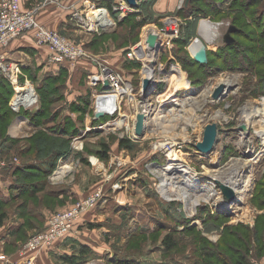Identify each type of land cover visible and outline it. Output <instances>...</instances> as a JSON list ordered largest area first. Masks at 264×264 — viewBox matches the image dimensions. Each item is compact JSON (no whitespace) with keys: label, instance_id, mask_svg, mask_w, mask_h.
<instances>
[{"label":"rangeland","instance_id":"rangeland-1","mask_svg":"<svg viewBox=\"0 0 264 264\" xmlns=\"http://www.w3.org/2000/svg\"><path fill=\"white\" fill-rule=\"evenodd\" d=\"M32 1L38 4L45 0ZM101 1H86L84 7L72 0L70 16L78 8L90 19L104 9L113 18L110 10L98 6ZM141 1L142 8L133 11L137 13L122 22L117 20L113 28L89 30L80 25V30L62 32L82 46L87 56L65 66L48 60L41 70L32 67L37 79L20 75L21 86L29 89L26 93L12 85L13 92L8 94L6 86L0 85V175H10L9 185H14L18 176L13 171L15 165L41 164L48 159L44 170L27 167L33 171H29L31 175L23 172L18 176L33 185L21 196L3 202L0 194L3 224H11L10 219L17 217L22 221L14 236L21 240L19 254L24 242L46 228L53 213L101 192L102 197L90 208L94 218L82 221L70 236L75 240L65 247L68 254L77 252L75 264H221L212 255L221 249L233 257L246 249L252 264H264V250L258 244L264 235V18L260 14L264 0ZM172 21L175 31L165 32ZM204 22L219 34L213 45L201 34ZM168 34L171 37L165 42ZM196 39L209 51L206 62L197 61L193 55L190 44ZM152 44L159 51L156 82L142 97L154 107L145 114L144 133L139 136L134 120L143 112V58ZM130 51L137 52L132 59ZM126 57L131 59L129 63H124ZM246 61L247 68H237ZM51 66L59 67L58 78L46 86L44 80L52 72ZM102 67L124 75L131 84L133 99L126 96L113 117L104 116L97 128H87L94 118L96 92L102 87L95 89L89 76ZM231 74L232 83L219 97H213L219 79ZM167 91L169 96L160 98ZM21 92L25 103L35 101L31 92H38L36 101L44 115L36 128L27 125L34 122L31 111L22 104L15 111ZM62 116L64 121L71 118L68 131L49 130V123L58 122ZM46 119L50 121L44 122ZM21 122L27 130L18 132L15 127ZM209 124H216L217 135L212 150L204 152L197 146L203 142ZM242 137L252 139L253 153L238 142ZM238 159L252 163L248 192L242 199L235 196L225 203L228 200L220 183L213 181V174ZM174 163L186 166L197 185H207L221 197L217 198V193L200 200L193 210L190 201L179 199L168 184L166 192L159 190V171L166 170L175 175L176 182L184 183L183 172L173 167ZM32 188L38 190L31 193ZM212 216L216 218H209ZM168 235L176 242L174 249L163 242ZM5 245L13 248V241ZM81 248L86 252H79Z\"/></svg>","mask_w":264,"mask_h":264},{"label":"built area","instance_id":"built-area-1","mask_svg":"<svg viewBox=\"0 0 264 264\" xmlns=\"http://www.w3.org/2000/svg\"><path fill=\"white\" fill-rule=\"evenodd\" d=\"M50 4L62 7L67 6L64 0H45L43 3H38L30 8L24 6L23 0H0V47H6L13 40L24 34L30 33L34 37V41L38 46H44L49 50V60L51 63L66 65V63H74L84 56H87L82 46L62 35L59 30L46 26L41 21L39 11L42 10L44 6ZM134 9L135 8L131 7L126 0H115L114 10L118 13L117 20L123 19L130 12L134 11ZM76 10L73 12V18L77 19L81 26H85L89 30H96L99 26L103 29H109L113 28L117 23V20L110 17L108 13L107 19L109 22H107V19H104L101 15V12L105 11L104 9L98 11L96 15L90 19L85 18L82 10H79L78 8H76ZM167 40L169 39L167 38ZM135 54L130 51L129 57L132 59ZM0 70L11 81L14 89L17 90L18 88V91H23V87L20 84V75L22 74L20 64L11 60L9 61L4 57V55H0ZM89 77L90 84L95 87V89L96 86L98 87V85H102L99 90L100 92H96V104L105 103L115 106L116 114L120 110L126 96H130L126 93H122L121 91L123 85H125L128 80H126L124 75L119 71L108 67H102L99 71L92 72ZM152 80L153 82H156L154 79ZM26 81L29 83V80ZM106 81H108V84H106ZM141 82L143 85V80ZM116 88L119 89V92L123 95L120 99V106L117 105L118 98L116 96L111 98L112 95L115 94L114 90ZM31 94L32 99H35L32 103H30L31 101L29 103H25L23 97L16 99L17 102L20 101L19 104H16L15 102L16 112L19 111L18 108H20L21 104L26 110L31 112H34V109L39 108L36 101V99H38V97L36 98V96H38V92H31ZM142 96H144L143 89H141L140 97L144 99ZM131 99H133V97ZM143 112L146 114L145 111ZM114 115L111 116L105 114L104 116L113 117ZM97 125L98 124L94 126L89 125L87 128H97ZM126 127L130 128L128 123H126ZM170 155L171 152H169V159L171 158L172 160ZM101 197V192L93 193L84 200L76 203L73 207L56 211L50 216L45 229L37 232L24 242L16 260H13L8 256L1 255L0 264H37L38 252L45 248H52L57 243L70 237L77 227H79V224L82 223L84 214L89 211ZM220 205H222V203Z\"/></svg>","mask_w":264,"mask_h":264},{"label":"crops","instance_id":"crops-1","mask_svg":"<svg viewBox=\"0 0 264 264\" xmlns=\"http://www.w3.org/2000/svg\"><path fill=\"white\" fill-rule=\"evenodd\" d=\"M26 1L27 0H23L24 5L26 4ZM71 1L72 0H65V2L68 4L66 7L57 6L54 4L43 7V9L39 11V17L41 21L46 26L59 30L61 33L68 32L71 30L74 31L80 30L81 28L80 23L76 20H73V17L70 16L71 12L68 7ZM86 1L89 0H76L77 4L81 6H84V3ZM36 3H34L32 0L28 2L29 6L32 4L31 5L32 7L35 6ZM84 9L85 11L87 10L86 8ZM0 55H4V57L9 61L11 60L20 64L22 75H24L26 79L29 78L37 79V74L35 70L32 69V67H36L37 68L36 70H41L42 69L41 66L44 64V62L45 61L48 62L50 52L46 47L38 46L35 43L32 34L27 33L13 40L8 46L0 47ZM51 67H52V72L49 74L56 75L57 74L56 68L58 69L59 67L58 66L56 67L51 66ZM32 113H35V111ZM21 117L23 116L20 115V118ZM62 120H64V116L60 118V121ZM25 125L26 124H23V122H21L20 124L17 125L18 126L17 128L15 127V129L16 130L18 129V132L26 131L27 129H25ZM27 125L28 128L33 129L36 128L38 124L33 122V125H31L30 122L29 123L27 122ZM53 125H55L54 122L49 123V126H53ZM64 125L65 123L62 126ZM10 177H11L10 175L8 176V178L5 177L4 175H0V194L2 195L3 202L12 201L20 193V188L16 187V185H12V183L11 185H9L8 180H11ZM91 218H94V213L91 212V210H89L84 214L82 220L87 221ZM14 220L10 219V221H12L11 224L9 223L7 224L6 222V224H2L0 226V256L1 255L8 256L9 258L16 260L18 258V249L20 247L19 243L21 240H19L14 236L17 234L18 230L20 229L22 221L18 219V217L15 218ZM74 240H75L74 237H68L62 240L61 242H59L57 245H55L52 248L42 249L37 254V264H58L57 261H63L66 264H70L68 261L64 260L63 256L68 255L69 252H67L65 247L70 243V241H74ZM12 241H13V248H11L12 246L8 248L5 244L11 243ZM72 245H74V243H72ZM72 253L76 254L77 252H72Z\"/></svg>","mask_w":264,"mask_h":264},{"label":"bare ground","instance_id":"bare-ground-1","mask_svg":"<svg viewBox=\"0 0 264 264\" xmlns=\"http://www.w3.org/2000/svg\"><path fill=\"white\" fill-rule=\"evenodd\" d=\"M101 15L104 17V19H107V17H108V15L105 11H102ZM107 22H109L108 19H107ZM174 23L175 22L172 21L167 26L165 32L171 33L173 31H175V29L173 27ZM201 28H202L201 34H203L204 36H206V38L208 40H210L209 41V42H211L210 44H212V45L215 44V39L219 34L214 29L209 28L208 22H204L203 26H201ZM209 34H210V36H209ZM170 37L171 36L169 34L166 35L164 38V41L166 42L167 38L170 39ZM201 45H202V42L199 39H196L190 44V47L192 48L193 52H195ZM158 52H159L158 48L155 44H152V45L147 47L146 54L144 55V58H143L144 65H143L142 69L144 70V74L142 76V80L144 77H149V76L152 79H154L155 66H156L154 61L157 59ZM232 76H234V74H231L228 77L220 78L218 85L223 84V85H225V87L229 86L233 80ZM172 83L176 84V81H172ZM141 85H142V82H141ZM20 90H21V88H20ZM28 90H29L28 88L23 87L24 93H26ZM114 91H115V94H113L111 98H114V96H116L118 98V104L117 105L119 106L120 99L123 95L119 92V89H117V88ZM121 91H122V93L132 95V88H131L130 82L127 81V83L125 85H123V88L121 89ZM24 93L21 92V94H20L23 98H25V96L23 95ZM168 94H169L168 91L166 93H162L160 95V98L162 96L167 97V96H169ZM170 94H172V93H170ZM20 95H18V96H20ZM144 95L147 96L146 93ZM19 103H20V101L19 102L16 101V104H19ZM140 106H141V109H143V111L146 112V114H148L154 107L153 103L149 99H144V102L141 103ZM37 110H38V108L34 109V111H37ZM136 120H137V115H136ZM136 120H135V122H136ZM92 121H93V118L90 119V123H89L90 126L92 124L91 123ZM238 142L241 144H244L246 149H249L250 151H252V153L254 152V147L252 145V143H253L252 139H246L245 137H242ZM176 163L172 164V166L178 167V169H180V171L183 172L182 175L185 178L183 181L184 183L176 182L175 175L166 173V170H163V172L156 171V173L158 172L157 177L160 181L159 184L161 183V186H159V184H158L159 190H161V191L163 190L164 192H166L165 186H166V184H168V186L172 190H174L173 192H175L176 196L178 195L179 199H183V201H187V202L190 201V205H192L193 210H195V208H197V206L201 204L200 200H207L209 197H212L217 193H218L217 198L221 197L219 195L218 191L215 192L214 189L207 187V185L206 186L197 185L196 184L197 179L194 178L195 177L194 174L193 173L190 174V170L186 166H183L179 163L176 164ZM251 164L252 163L249 160L238 159L236 162L229 164V166H227V167L223 168L222 170L213 174L214 177L212 179H213V181L216 180L217 182H219L220 185H224V186L229 187L230 189L233 190V192L237 198L242 199L244 196H246V194L248 192V188H249L248 184H250L249 182L251 181V175L249 174V172H251L250 171ZM198 188H200V189H198ZM167 191H168L167 193H169V190H167ZM193 191H197V193H195ZM167 193L165 195H167ZM178 197L171 198V199H177ZM225 203H227V201H225Z\"/></svg>","mask_w":264,"mask_h":264},{"label":"trees","instance_id":"trees-1","mask_svg":"<svg viewBox=\"0 0 264 264\" xmlns=\"http://www.w3.org/2000/svg\"><path fill=\"white\" fill-rule=\"evenodd\" d=\"M250 2H253V3H256V2H260L261 0H249ZM100 5H103L104 7H106L108 10H110V13H111V15H113V18L114 19H116L117 20V17H118V13L114 10V5H115V0H102L100 3L98 2V6H100ZM142 1H140L139 2V6L137 7V8H135V9H139V8H142ZM25 6V5H24ZM25 7H27V8H30L29 6H25ZM106 12V11H105ZM107 13V12H106ZM133 13H137V12H130L127 16H129V15H131V14H133ZM262 16H263V18H264V11H262L261 13H260ZM260 15V16H261ZM127 16H125L123 19H121V20H119L120 22H122L123 20H125L126 18H127ZM259 17V16H258ZM229 53V52H228ZM208 54H209V51H208ZM128 60H124L125 62L124 63H126V62H130V60L131 59H129L128 57H126ZM239 64V63H238ZM247 65H249V64H247V61L246 62H244L243 64H239L238 65V69H243V67H246ZM63 66H65V65H63ZM247 68V67H246ZM58 78V76H57V74L56 75H52V74H49L46 78H45V80H44V85H46L47 86V84H50L51 82H53V81H55L56 79ZM6 86V91H7V93L9 94V93H12L13 92V87H12V84H11V81L5 76V74L0 70V85L1 86H4V85ZM38 85H40V84H38ZM37 85V86H38ZM42 89V86H39L38 87V89ZM0 97L2 98V95H1V92H0ZM6 97H9L8 95H6ZM5 97V98H6ZM9 100V99H8ZM4 107H5V105H4ZM44 115V109H43V107L41 108H39V110H37L35 113H31V117H30V119L31 120H33L35 123H37V124H39L40 123V118H41V116H43ZM67 117V116H66ZM103 117V116H102ZM101 117V118H102ZM58 118V117H57ZM95 119V118H93L94 119V123L93 124H98V123H101L100 121H102V119ZM70 120H71V118L70 119H67V121H64V120H62V121H60V119H59V121L58 122H56L55 123V125H53V126H47L50 130H53L54 128H57L58 130H61L62 131V133H64V132H67L68 131V126H70ZM44 122H46V123H48V121H50V120H43ZM65 123V125L64 126H62L63 124ZM41 140V135L39 136V138H38V140ZM37 140V141H38ZM37 141L35 142V144L37 143ZM127 141V140H126ZM4 151H6V150H4ZM105 156V155H104ZM51 158H54V157H51ZM50 158V159H51ZM42 160V159H41ZM46 161H48V159H46V160H43V161H40V162H42L41 164L40 163H38V164H36V163H34V164H30V163H26V162H21V164H17V165H15L14 166V169H13V171H14V173H15V175H18V176H21L20 174L21 173H23L24 175H28V176H30L31 175V173L29 172V171H31V170H28L27 169V167H31L30 169H33V168H37V170L38 169H40L41 171H42V169L44 170V168L42 167L43 165H44V163L46 162ZM30 164V165H29ZM13 164H11V166H12ZM28 172V173H27ZM31 172H33V171H31ZM34 174V173H33ZM18 176H15V184L14 185H16V187H18V188H20V193L18 194V195H20L21 196V194L23 193V192H26L25 190V188H30V187H33V185H31V184H28V183H25V182H23L22 180H20L19 178H18ZM17 178V179H16ZM36 190H38L37 188L36 189H34L33 190V188H32V190H30L31 191V193H33L34 191H36ZM27 201L26 200H24V202L23 203H26ZM24 205V204H23ZM4 217V216H3ZM3 217L1 216L0 217V226L3 224ZM209 218H212V219H215L216 218V216H212V217H209ZM211 219V220H212ZM80 225H82L81 223L79 224V226ZM233 231L234 230H232V233H233ZM253 239H254V237H253ZM260 240H258V244L259 245H261V248L264 250V235H263V237H260L259 238ZM256 241V240H255ZM163 242H164V244L169 248V249H174L175 248V240H174V238L173 237H171V236H167L166 238H164L163 239ZM245 244H246V242H245ZM84 246V245H83ZM238 247V246H237ZM222 248V247H221ZM232 248V247H231ZM231 248L230 249H227V245H226V250H229V251H231ZM234 249H238V248H234ZM239 250V249H238ZM241 251H243V252H241V253H239V254H237L236 256H230V255H228L227 253L228 252H226L225 250H223V249H221V250H219V251H216V253H213L212 255H214L215 257H217L218 258V260L221 262V264H252L251 263V261H250V258L248 257V254H247V251H246V249H242ZM79 252H81V253H84V252H86V250H85V248H81L80 250H79ZM63 258H64V260H66V261H68L70 264H75V261L77 260V258H78V255H77V253L76 254H74V253H71V254H68V255H66V256H63ZM232 259V260H231ZM200 263V262H199ZM201 264V263H200Z\"/></svg>","mask_w":264,"mask_h":264},{"label":"water","instance_id":"water-1","mask_svg":"<svg viewBox=\"0 0 264 264\" xmlns=\"http://www.w3.org/2000/svg\"><path fill=\"white\" fill-rule=\"evenodd\" d=\"M126 1L130 4L131 7L137 8L141 0H126ZM193 55L197 61L206 62L208 60L207 47L204 44H202L195 52H193ZM106 84H108V81H106ZM154 84L155 82L152 81V78L150 76L145 77L143 79L144 94L145 93L148 94L149 89L152 86H154ZM224 88H225V85L223 84L218 85L213 92V97L215 98L219 97L222 94ZM115 110H116L115 106H111L105 103H98L96 104V108L94 111V118L100 119L105 114L112 116L115 114ZM145 119H146V115L144 112L141 111L139 114H137V121H136V127H135L136 135H139V136L143 135L144 129H145ZM216 135H217L216 124H209L205 131L203 142H201L197 147L204 152H209L213 148V145L216 140ZM221 188H222L225 198L228 200L227 202H232L233 198L235 197L233 190L224 185H221Z\"/></svg>","mask_w":264,"mask_h":264}]
</instances>
